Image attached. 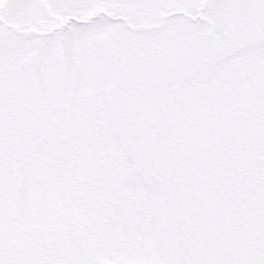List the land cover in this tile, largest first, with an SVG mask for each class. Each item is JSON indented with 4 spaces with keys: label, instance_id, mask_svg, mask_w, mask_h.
Segmentation results:
<instances>
[{
    "label": "snow or ice",
    "instance_id": "1",
    "mask_svg": "<svg viewBox=\"0 0 264 264\" xmlns=\"http://www.w3.org/2000/svg\"><path fill=\"white\" fill-rule=\"evenodd\" d=\"M0 264H264V0H0Z\"/></svg>",
    "mask_w": 264,
    "mask_h": 264
}]
</instances>
